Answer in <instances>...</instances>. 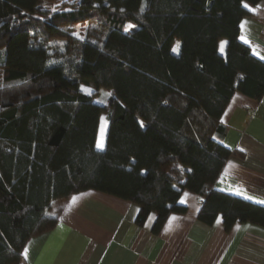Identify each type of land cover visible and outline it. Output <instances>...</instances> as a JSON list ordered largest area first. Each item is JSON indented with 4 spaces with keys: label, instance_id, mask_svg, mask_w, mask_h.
<instances>
[{
    "label": "trees",
    "instance_id": "1",
    "mask_svg": "<svg viewBox=\"0 0 264 264\" xmlns=\"http://www.w3.org/2000/svg\"><path fill=\"white\" fill-rule=\"evenodd\" d=\"M258 1L0 0V264H23L86 189L135 203L138 224L154 212V233L183 190L206 224H264V206L214 188L233 153L213 138L223 110L235 92L264 95V61L239 39Z\"/></svg>",
    "mask_w": 264,
    "mask_h": 264
},
{
    "label": "crops",
    "instance_id": "2",
    "mask_svg": "<svg viewBox=\"0 0 264 264\" xmlns=\"http://www.w3.org/2000/svg\"><path fill=\"white\" fill-rule=\"evenodd\" d=\"M243 5L249 14L239 23V39L264 61V0ZM219 123L213 138L233 153L214 188L264 206V95L256 100L235 92ZM98 134L99 127L95 145L103 149ZM201 203L183 190L184 211L170 213L154 233V212L138 224L133 202L95 189L74 193L56 224L27 240L23 264H264V224L236 219L226 231L221 214L212 224L198 219Z\"/></svg>",
    "mask_w": 264,
    "mask_h": 264
},
{
    "label": "rangeland",
    "instance_id": "3",
    "mask_svg": "<svg viewBox=\"0 0 264 264\" xmlns=\"http://www.w3.org/2000/svg\"><path fill=\"white\" fill-rule=\"evenodd\" d=\"M52 2V6L55 5H59L61 2L63 1H68V0H49ZM79 28H77V33H78ZM224 45V42H223ZM178 48H179V43L178 41H174V43L172 44L171 50L173 53H177L178 52ZM173 49H176L175 51H173ZM222 50H224V47L222 46ZM224 52V51H223ZM79 89L86 93L89 94L91 96L94 97V99L100 103H104L107 99V97L109 96V93L106 90L103 89H93L91 87L88 86H79ZM106 129H107V120L105 119V115L104 113L101 115V121H100V126H99V134H98V138L100 139V137L103 138V140L105 139V134H106Z\"/></svg>",
    "mask_w": 264,
    "mask_h": 264
},
{
    "label": "snow or ice",
    "instance_id": "4",
    "mask_svg": "<svg viewBox=\"0 0 264 264\" xmlns=\"http://www.w3.org/2000/svg\"><path fill=\"white\" fill-rule=\"evenodd\" d=\"M245 7H247V5H245ZM176 49H173V51H175ZM143 126V125H142ZM102 144H98V147H102ZM248 199H252V197H248ZM260 203H264V201H260Z\"/></svg>",
    "mask_w": 264,
    "mask_h": 264
},
{
    "label": "built area",
    "instance_id": "5",
    "mask_svg": "<svg viewBox=\"0 0 264 264\" xmlns=\"http://www.w3.org/2000/svg\"><path fill=\"white\" fill-rule=\"evenodd\" d=\"M249 112H251V111L249 110Z\"/></svg>",
    "mask_w": 264,
    "mask_h": 264
}]
</instances>
